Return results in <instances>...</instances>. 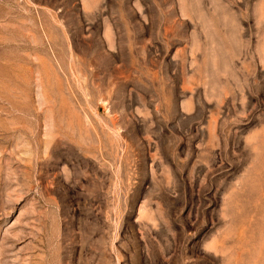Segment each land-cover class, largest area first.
Wrapping results in <instances>:
<instances>
[{"label":"rangeland","instance_id":"374dc122","mask_svg":"<svg viewBox=\"0 0 264 264\" xmlns=\"http://www.w3.org/2000/svg\"><path fill=\"white\" fill-rule=\"evenodd\" d=\"M0 264H264V0H0Z\"/></svg>","mask_w":264,"mask_h":264}]
</instances>
